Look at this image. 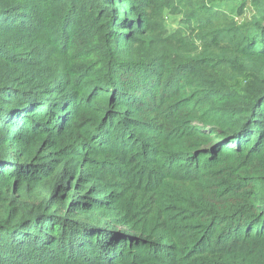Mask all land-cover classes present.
<instances>
[{
    "label": "trees",
    "instance_id": "trees-1",
    "mask_svg": "<svg viewBox=\"0 0 264 264\" xmlns=\"http://www.w3.org/2000/svg\"><path fill=\"white\" fill-rule=\"evenodd\" d=\"M0 264H264V0H0Z\"/></svg>",
    "mask_w": 264,
    "mask_h": 264
},
{
    "label": "rangeland",
    "instance_id": "rangeland-1",
    "mask_svg": "<svg viewBox=\"0 0 264 264\" xmlns=\"http://www.w3.org/2000/svg\"><path fill=\"white\" fill-rule=\"evenodd\" d=\"M254 14L255 10L249 4L248 7L245 8L243 14L237 17V19L242 21L251 18ZM165 24L170 31L180 30L182 33L187 34L190 30L189 26L186 23H183L181 16L178 15L167 13L165 15Z\"/></svg>",
    "mask_w": 264,
    "mask_h": 264
}]
</instances>
